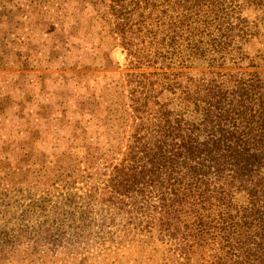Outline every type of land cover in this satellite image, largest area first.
I'll use <instances>...</instances> for the list:
<instances>
[{"label":"trees","instance_id":"trees-1","mask_svg":"<svg viewBox=\"0 0 264 264\" xmlns=\"http://www.w3.org/2000/svg\"><path fill=\"white\" fill-rule=\"evenodd\" d=\"M91 6L131 69L127 143L87 158L111 170L101 203L191 264H264V70L237 69L260 66L243 12L264 0Z\"/></svg>","mask_w":264,"mask_h":264},{"label":"rangeland","instance_id":"rangeland-1","mask_svg":"<svg viewBox=\"0 0 264 264\" xmlns=\"http://www.w3.org/2000/svg\"><path fill=\"white\" fill-rule=\"evenodd\" d=\"M99 2L0 0V264H191L101 203L111 170L87 158L127 143L131 69ZM243 15L260 66L237 69L263 71L264 8Z\"/></svg>","mask_w":264,"mask_h":264}]
</instances>
